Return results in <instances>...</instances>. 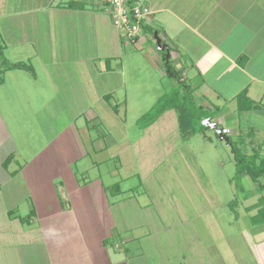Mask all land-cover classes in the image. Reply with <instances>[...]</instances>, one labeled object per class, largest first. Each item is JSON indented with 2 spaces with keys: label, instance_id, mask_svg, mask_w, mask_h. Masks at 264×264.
<instances>
[{
  "label": "crops",
  "instance_id": "1",
  "mask_svg": "<svg viewBox=\"0 0 264 264\" xmlns=\"http://www.w3.org/2000/svg\"><path fill=\"white\" fill-rule=\"evenodd\" d=\"M67 1L0 0L3 56L31 67L0 71V264H145L137 261L145 238L154 239L155 264H176L168 256L175 241L185 243L178 264H219L229 255L232 264H264V222H250L264 189L245 183L251 202L244 198L242 213L229 216L228 179L211 149L217 148L212 135L203 133L202 145L201 139L191 143L204 159L201 174L189 139L180 142L174 109L143 125L136 140L114 134L111 129L125 127L131 112L138 119L154 98L126 90L119 63L124 40L107 6L73 0L85 4L74 9ZM141 1L177 73L168 74L165 52L145 32L132 42L147 51L128 56L129 68L145 63L152 70L144 77L159 78L164 88L184 81L197 104L216 109L211 121L228 135H240L243 124L249 128L244 145L264 156V0ZM93 73L116 74L122 96ZM243 89L257 107L237 113ZM133 152L143 158L135 166L128 159ZM177 154L188 159L180 171L167 169V181H148L160 159ZM112 159L119 165L109 166ZM199 221L203 232L196 234ZM161 222L174 228L163 235L155 229ZM241 222L236 230L250 241V259L223 241L226 227Z\"/></svg>",
  "mask_w": 264,
  "mask_h": 264
},
{
  "label": "rangeland",
  "instance_id": "2",
  "mask_svg": "<svg viewBox=\"0 0 264 264\" xmlns=\"http://www.w3.org/2000/svg\"><path fill=\"white\" fill-rule=\"evenodd\" d=\"M107 8L109 9L108 5H106ZM122 36V35H121ZM123 37V36H122ZM123 44L121 47V57L122 60H119V63H121V65H125V78H126V90H128L129 92L132 91L133 96H135L136 98H143V97H148V98H154V103L161 97H163L165 94L167 93H171V91L173 90L172 87L167 86V88H164V86L161 84L160 79L159 78H154V80H152V77L149 75L148 77H144L145 71L150 72V70H152L150 67H148L145 63H143L142 65H138L137 69L133 70V68H129V63L127 60V57L130 56L132 59L135 58V56H141L142 53H145L147 51V48L144 47V49L140 50L139 48L136 47V45L130 41L129 39H127L125 36L123 37ZM154 54V53H153ZM152 54V56H153ZM161 58V57H160ZM171 67L174 69V65L170 62ZM160 66V64H159ZM133 70V71H132ZM135 72V73H134ZM94 77L96 76L95 73ZM93 76V75H92ZM98 76H96L97 78ZM94 78V80L96 79ZM100 83H102V81H105V83H102L103 85H108V86H114L117 90V92H120V96H122V93L124 91L123 87L120 85V80H118L117 75L116 74H106L103 73L99 76V78H97ZM96 81V80H95ZM100 90H104L105 91V87L102 86L100 88ZM39 96V95H38ZM193 99L194 101H198L197 98H195V95L192 93ZM115 98L117 97L116 95L114 96ZM39 98H37L36 102L38 101ZM153 100V99H151ZM153 103V104H154ZM153 106V105H152ZM152 106L148 107V109H143L142 112L136 116V118H140L143 114H145L147 111H149ZM113 117V116H112ZM132 118V119H130ZM129 118V120H127L126 122V126L125 127H121L120 125L115 126L113 129L114 134H116L117 136H119L121 133H125L127 135V137L133 141L136 140V138L138 137L139 133L141 132V128L143 127V124L146 122V120H138L133 118L132 112H131V117ZM202 123V121H201ZM248 124H251L250 121H248ZM249 126V125H248ZM249 129V128H248ZM245 126H243V124L240 126V131L242 132L240 135L237 133H233L230 134V138L232 140L233 143H237L238 146L243 150V152H246L248 154H250V150H249V146H245L244 145V141L246 139V136L244 135L245 131L248 130ZM203 133L208 134V135H212L215 145H217V148H215V146H212V151L214 152L216 149V155L218 156L217 160H220L224 163L223 166V172L225 173V175L227 176V181H228V188H227V199L228 201L233 202L231 207L228 208V215L230 216L231 214H235L236 212L242 213V209L240 208V206H242L243 204V200L244 198H247L248 200L247 203L251 202V199L248 196V194H246L247 192V187L245 185V183H249L248 185H252V181L249 177L247 176H236L235 175V164H234V159H233V155L231 153L230 147L229 145H227L224 141L219 140L218 137L215 135L214 131L209 128L208 126L204 127V129L202 130V132L195 134L193 137L190 138V136L182 134L180 131V142H182L183 140L189 139L190 142L189 143V147L191 149V151L195 154V156H191V159L197 163V165H200V173L202 174L205 170V165H204V159L200 156V152L197 154V152L199 150H197V147L194 146L196 144H191L196 142V139H201L203 137ZM191 139V140H190ZM241 140V141H240ZM199 141V140H198ZM205 139L204 140H200L199 143H197V146L200 144L202 145L203 143H205ZM42 142V140L40 139V141L36 142V145H40ZM202 142V143H200ZM193 145V146H192ZM249 150V151H248ZM133 154H131V156L128 157V159L130 160L131 163H133V166H135V162L138 160L139 162H141V160L143 159L141 156L140 158H138V154H135V152H133ZM191 153V152H189ZM178 155V154H177ZM175 155L172 159H160L158 161V163L155 165V169L150 173L149 177H148V181L150 182H163V181H167L168 177L166 174H168V172H170L171 170H176V171H180L183 167V162H186L188 159L184 158L181 159L180 156ZM192 155V154H191ZM215 156V155H214ZM155 158H151L149 161L150 163H154L155 162ZM153 161V162H152ZM219 162V161H218ZM210 163H213L212 161H210ZM111 165V167L113 168L115 165L118 166V160L116 159H112L109 166ZM188 165V164H187ZM213 165H215L213 163ZM167 169H171V170H167ZM185 178L187 177V174L185 173ZM171 177H173V175H171ZM184 181H188V179H184ZM118 182L116 181L115 184H117ZM110 186L109 190L110 192H114V186ZM245 185V186H244ZM118 186V184H117ZM251 187H249L250 190ZM182 200H185L186 202L189 201L188 198H184ZM234 208L233 211H231ZM241 210V211H240ZM236 211V212H235ZM147 219H145L144 217V222L145 224H147V226H152L148 225V223L150 222H146ZM195 223V233L197 234L198 232H203V225L201 223V221L199 222H194ZM243 222L241 223H231V225L228 227H226L227 235L224 237L226 239H223V241H227L228 243L230 242V246H232L233 244H237V246H239V253L241 254L242 257H245L246 259H250V257L248 256V252L246 249V246L250 244V241L248 238H242V236H240V232L236 230V226L237 225H242ZM167 223L166 222H161V227H155V229L158 232H161L163 235L164 233H167L168 231H171L172 228H174V226L169 225L171 227V229L169 227L166 226ZM166 226V227H165ZM178 225L176 224V227ZM247 228V227H245ZM246 232H249L248 229L245 230ZM251 233V232H250ZM191 234V233H190ZM164 237V236H163ZM209 237V236H208ZM181 238V237H179ZM203 237H201L202 239ZM207 239V237H205ZM154 240V239H152ZM151 238H145L144 240H142L141 242V252L137 253L140 257L137 259L138 262H143L145 264H149L148 262H150V264H155L158 261V255L157 253H154V249H151ZM188 241H190V245H191V237L188 239ZM181 242V241H180ZM247 243V244H246ZM185 243L181 242V244L177 241H175V245L173 246L174 248H176V252H179L178 254L175 252L172 248H170V251L172 252V254H168V256L170 257V260L174 263L176 262V264L179 263L180 261V257L183 254V250ZM187 246V245H186ZM223 246L228 247L227 243L224 242ZM247 246V247H248ZM254 246V245H253ZM251 246V247H253ZM167 247V246H166ZM132 252H134V250H132ZM235 252V251H234ZM165 254V253H164ZM163 254V257L165 256ZM186 254V253H184ZM200 255L199 252H197V256ZM167 256V255H166ZM214 257V255H212ZM230 259L229 261H225L219 264H232L233 259L232 255H229ZM235 260V259H234ZM197 261V260H196ZM219 261L221 262V260L219 259ZM241 262V261H239ZM202 263V262H201ZM199 262H196V264H201ZM214 264H217L215 261H213ZM246 264H248V262H246ZM255 264V262H254Z\"/></svg>",
  "mask_w": 264,
  "mask_h": 264
},
{
  "label": "trees",
  "instance_id": "3",
  "mask_svg": "<svg viewBox=\"0 0 264 264\" xmlns=\"http://www.w3.org/2000/svg\"><path fill=\"white\" fill-rule=\"evenodd\" d=\"M134 0H128V3H132ZM106 5V3H104ZM66 7L74 9H83L85 4L73 0L66 2ZM153 36V28L145 24L141 28V33ZM138 37L129 39L130 41H135ZM3 43L0 40V71L12 68H21L26 70H31V67L22 62L10 63L3 56ZM164 60V57H163ZM168 68V74L173 75L177 72L171 67L170 62L166 63ZM193 89L187 85L184 81L179 82L176 88H173L171 93L165 94L163 97L159 98L152 106V108L143 114L138 120H146L143 125L152 123L157 117H159L164 111L169 109H174L177 112L178 126L182 134L192 135L195 133L202 132L205 125L201 121L205 118H213L216 109L213 111H208L204 109L203 106L197 104L192 96ZM255 104L246 95V90L243 89L236 96V111L237 113H242L247 110L256 108ZM217 126L223 129L218 123ZM207 127V126H206ZM224 131V130H223ZM225 132V131H224ZM215 135L216 132L214 131ZM228 136V142L231 153L233 155L235 164V175L236 176H247L251 179L253 183H256L260 190L264 189V156L260 155L258 152L246 153L238 146L237 143H233L230 136ZM245 135V134H244ZM217 136V135H216ZM241 141V140H240ZM114 188H117L115 184ZM233 202H229L232 205ZM254 206H259L257 212L250 217V222L252 224H260L264 222V198L259 197L257 203ZM21 221H25V218H21Z\"/></svg>",
  "mask_w": 264,
  "mask_h": 264
},
{
  "label": "built area",
  "instance_id": "4",
  "mask_svg": "<svg viewBox=\"0 0 264 264\" xmlns=\"http://www.w3.org/2000/svg\"><path fill=\"white\" fill-rule=\"evenodd\" d=\"M109 7V16L117 31L127 39L139 37L141 28L148 23L152 13L149 6L141 0H101Z\"/></svg>",
  "mask_w": 264,
  "mask_h": 264
},
{
  "label": "water",
  "instance_id": "5",
  "mask_svg": "<svg viewBox=\"0 0 264 264\" xmlns=\"http://www.w3.org/2000/svg\"><path fill=\"white\" fill-rule=\"evenodd\" d=\"M153 39L155 40L156 48L159 51L165 52V63H167L168 58H169V47L166 44L161 42V39L157 35V31L153 32ZM202 124L205 126H208L213 131H215L219 140H222L224 142H228V136L225 134L223 129H221L217 126L215 121H211L210 118H205L202 120Z\"/></svg>",
  "mask_w": 264,
  "mask_h": 264
}]
</instances>
